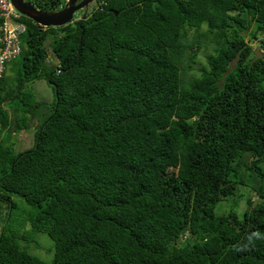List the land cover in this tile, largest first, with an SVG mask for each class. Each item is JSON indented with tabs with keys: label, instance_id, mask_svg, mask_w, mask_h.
<instances>
[{
	"label": "trees",
	"instance_id": "16d2710c",
	"mask_svg": "<svg viewBox=\"0 0 264 264\" xmlns=\"http://www.w3.org/2000/svg\"><path fill=\"white\" fill-rule=\"evenodd\" d=\"M94 3L61 27L20 20V70L0 80V264H264V0ZM41 79L50 102L26 90ZM38 233L49 262L29 252Z\"/></svg>",
	"mask_w": 264,
	"mask_h": 264
},
{
	"label": "rangeland",
	"instance_id": "374dc122",
	"mask_svg": "<svg viewBox=\"0 0 264 264\" xmlns=\"http://www.w3.org/2000/svg\"><path fill=\"white\" fill-rule=\"evenodd\" d=\"M63 7V5H62ZM95 7V3H91L88 6V11H91L92 8ZM61 8V7H60ZM57 11V10H56ZM80 15V13L75 14V17H78ZM248 39V38H247ZM249 40V39H248ZM251 46H253L256 50V46L255 45V40L252 41ZM45 48L48 51L49 54V60L47 63L48 68H53L55 66V59L52 56L50 47H49V42L45 43ZM210 51V47L207 49V53ZM24 52V49L22 50V53ZM205 51H202L199 53L198 58H197V62L200 64V66H204L205 65V59H204V53H206ZM259 53L261 54V50L259 48ZM21 61V56L16 57L15 59H13L12 61H10L5 68V84H7L8 82V86H10L12 84V78L16 75H18V71L20 70L18 64ZM8 81H7V79ZM26 90L31 92L34 97L37 100H41V101H46V102H50L51 100H53V93H52V89L51 87L46 83V81L44 79L41 80H35V81H31L30 83H27L25 85ZM8 111H11L10 109H8ZM41 111V110H40ZM38 111V113L40 112ZM37 113V114H38ZM11 114V112H10ZM46 115V111L42 110L41 113H39L36 118L32 121L31 123V127L29 130L22 132L21 134L18 135H13L11 138L12 142L15 143V149L16 151H23L26 150L28 148H30L33 144V140H34V133H35V129L36 127L39 125L40 121L43 119V117ZM250 158H248L247 160V164L249 163ZM247 184L250 187H256L258 185V181L254 180V181H248ZM245 190H248L247 188ZM244 190V196L242 197L243 200H247L248 199V193L245 192ZM251 197V202L255 203L256 199L254 197V194L251 193V195L249 196V198ZM21 202V201H18ZM23 203V202H22ZM251 203V204H252ZM230 204L232 205L231 202H221L217 205L216 207V213L217 214H221V213H227L229 211V206ZM246 203H240L239 205L235 206L233 209L237 214H240L243 210H245L246 208ZM249 209V207H247V210ZM28 212V209H25L23 207L22 204L18 205V209L17 211L14 212V217H15V223L14 225L21 221L22 219H24V217L26 216V213ZM36 241L39 242L40 244V249H30V254L35 255L37 257H39L40 259H42L43 261H51L52 257H53V242L49 239V237L46 234H42V233H38L35 236ZM47 250H50V252L48 253Z\"/></svg>",
	"mask_w": 264,
	"mask_h": 264
},
{
	"label": "water",
	"instance_id": "95a60500",
	"mask_svg": "<svg viewBox=\"0 0 264 264\" xmlns=\"http://www.w3.org/2000/svg\"><path fill=\"white\" fill-rule=\"evenodd\" d=\"M13 7L22 16L30 19L40 27H61L71 23L74 15L80 11L84 13L88 10V6L96 0H65V4L57 11H43L37 9L27 0H10ZM115 15L117 13L115 12ZM262 58L259 53V47L255 50V60Z\"/></svg>",
	"mask_w": 264,
	"mask_h": 264
},
{
	"label": "built area",
	"instance_id": "2783aa9c",
	"mask_svg": "<svg viewBox=\"0 0 264 264\" xmlns=\"http://www.w3.org/2000/svg\"><path fill=\"white\" fill-rule=\"evenodd\" d=\"M22 17L10 0H0V80L6 65L20 55V38L25 31Z\"/></svg>",
	"mask_w": 264,
	"mask_h": 264
},
{
	"label": "clouds",
	"instance_id": "9594fccd",
	"mask_svg": "<svg viewBox=\"0 0 264 264\" xmlns=\"http://www.w3.org/2000/svg\"><path fill=\"white\" fill-rule=\"evenodd\" d=\"M64 4H65V3H64ZM61 8H62V7H61ZM61 8H60V9H61ZM60 9H59V10H60ZM81 12H83V11H80L79 13L81 14ZM77 14H78V13H77ZM79 16H80V15H79ZM74 17H75V15H74ZM71 23H72V22H71ZM254 235H256L257 238H260L258 234H254ZM249 239H251V237H249Z\"/></svg>",
	"mask_w": 264,
	"mask_h": 264
}]
</instances>
